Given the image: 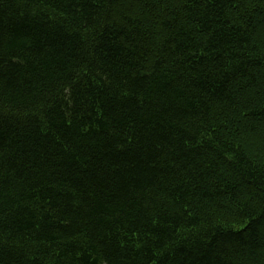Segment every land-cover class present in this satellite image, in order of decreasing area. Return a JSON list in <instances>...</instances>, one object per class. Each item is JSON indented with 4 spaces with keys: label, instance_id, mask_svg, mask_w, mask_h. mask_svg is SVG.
Wrapping results in <instances>:
<instances>
[{
    "label": "trees",
    "instance_id": "obj_1",
    "mask_svg": "<svg viewBox=\"0 0 264 264\" xmlns=\"http://www.w3.org/2000/svg\"><path fill=\"white\" fill-rule=\"evenodd\" d=\"M0 264H264V0H0Z\"/></svg>",
    "mask_w": 264,
    "mask_h": 264
}]
</instances>
